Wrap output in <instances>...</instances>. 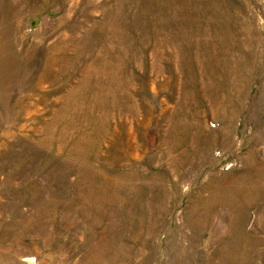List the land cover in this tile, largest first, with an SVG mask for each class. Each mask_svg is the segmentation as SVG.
Wrapping results in <instances>:
<instances>
[{"label":"rangeland","instance_id":"obj_1","mask_svg":"<svg viewBox=\"0 0 264 264\" xmlns=\"http://www.w3.org/2000/svg\"><path fill=\"white\" fill-rule=\"evenodd\" d=\"M0 264H264V0H0Z\"/></svg>","mask_w":264,"mask_h":264}]
</instances>
